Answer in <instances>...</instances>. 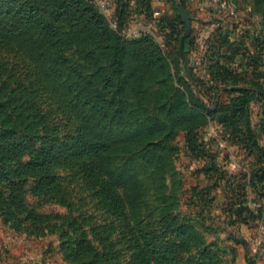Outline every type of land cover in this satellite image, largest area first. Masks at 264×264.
<instances>
[{"label":"rangeland","instance_id":"rangeland-1","mask_svg":"<svg viewBox=\"0 0 264 264\" xmlns=\"http://www.w3.org/2000/svg\"><path fill=\"white\" fill-rule=\"evenodd\" d=\"M211 1L84 0L101 29L80 13L53 22L52 36L31 28L0 45V63L57 147L84 121L126 140L112 158L135 175L137 203L125 213L139 236L168 240L181 264H260L253 239L264 236V189L250 177L264 167V0H227L231 17ZM144 38L148 48L136 43ZM237 102L235 114L222 109ZM204 108L212 113L199 117ZM52 172L59 192L36 194L28 180L22 211L0 200V264H72L66 241L80 230L64 233L66 219L91 238V224L109 218L72 170Z\"/></svg>","mask_w":264,"mask_h":264},{"label":"trees","instance_id":"trees-1","mask_svg":"<svg viewBox=\"0 0 264 264\" xmlns=\"http://www.w3.org/2000/svg\"><path fill=\"white\" fill-rule=\"evenodd\" d=\"M83 5L87 6L84 0H0V45H17L14 42L24 40L31 28L52 36L53 22L72 19L77 13L89 25L101 29L103 22L99 13ZM41 16L47 17L48 22ZM136 43L146 48L150 45L145 38ZM10 81L11 75L6 73L4 63H0V200H10L16 204L17 211H22L19 208L21 190L28 180L32 181L36 194L57 193L61 178L52 170L68 168L73 171L71 177L91 192L96 205L110 214L108 219L91 224L93 227L88 230L91 238L86 237L77 218L66 219L68 224L64 233L80 230L77 237H69L66 241V257L72 264H181L168 240L149 233L139 236L137 230L126 223L125 209H132L137 203V181L131 170L116 165L112 158L123 150L126 140L110 131L109 127L84 121L75 128L76 135L57 147V133L51 139L49 127L38 111L32 114L37 119H30L31 114L25 110L33 109L32 102L19 87L10 85ZM82 82L88 84L85 80ZM243 102L247 103L248 99ZM242 106L237 102L222 109L232 108L235 114ZM12 113L17 116L15 121H12ZM205 113L212 112L204 108L201 114L195 115L200 117ZM154 133L147 131L152 136ZM24 155L25 159L22 158ZM250 180L255 188L261 184V189H264V167ZM1 186L10 191L8 195ZM260 194L264 196V193ZM55 195L49 198L66 203L62 194L59 199ZM256 211L264 220V209ZM6 214L2 212L3 216ZM113 231L127 241L119 245L117 237H110Z\"/></svg>","mask_w":264,"mask_h":264},{"label":"built area","instance_id":"built-area-1","mask_svg":"<svg viewBox=\"0 0 264 264\" xmlns=\"http://www.w3.org/2000/svg\"><path fill=\"white\" fill-rule=\"evenodd\" d=\"M100 1L102 2L103 0H100ZM210 5L215 9V11H217L218 13L224 16L231 17L235 14V8L227 0H212L210 2ZM158 14H159V11L156 10L154 12V15H158ZM113 24L115 25L116 21H113ZM253 243L256 247L255 259L260 264H264V236L260 234L255 236L253 239Z\"/></svg>","mask_w":264,"mask_h":264},{"label":"water","instance_id":"water-1","mask_svg":"<svg viewBox=\"0 0 264 264\" xmlns=\"http://www.w3.org/2000/svg\"><path fill=\"white\" fill-rule=\"evenodd\" d=\"M177 10L179 12V15L184 19V21L186 22V25L188 27V25H189L188 15L186 14L183 6L180 3L177 4Z\"/></svg>","mask_w":264,"mask_h":264}]
</instances>
